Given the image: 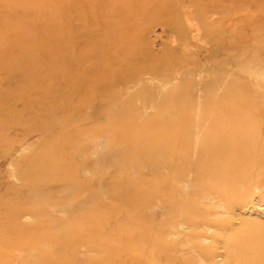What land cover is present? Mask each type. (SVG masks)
<instances>
[{"label": "rangeland", "instance_id": "rangeland-1", "mask_svg": "<svg viewBox=\"0 0 264 264\" xmlns=\"http://www.w3.org/2000/svg\"><path fill=\"white\" fill-rule=\"evenodd\" d=\"M0 264H264V0H0Z\"/></svg>", "mask_w": 264, "mask_h": 264}, {"label": "bare ground", "instance_id": "bare-ground-1", "mask_svg": "<svg viewBox=\"0 0 264 264\" xmlns=\"http://www.w3.org/2000/svg\"><path fill=\"white\" fill-rule=\"evenodd\" d=\"M223 140H225L224 138H223ZM225 142H226V140H225ZM227 143V142H226ZM226 143H224L223 145H226ZM227 146V145H226ZM225 148V147H224ZM227 148V147H226ZM229 148H227L226 150L224 149V151L226 152L227 150H228ZM87 151V150H86ZM82 153V152H81ZM83 153H84V151H83ZM86 153V152H85ZM227 155H228V152L226 153ZM215 157V155L213 156V158ZM215 160H216V158H215ZM202 162V161H201ZM222 162V161H221ZM221 162H219V163H221ZM223 163V162H222ZM218 165V164H217ZM204 166V165H203ZM169 168V167H168Z\"/></svg>", "mask_w": 264, "mask_h": 264}]
</instances>
